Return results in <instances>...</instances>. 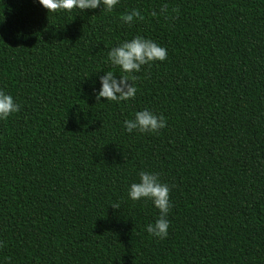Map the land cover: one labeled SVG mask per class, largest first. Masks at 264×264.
<instances>
[{
	"label": "trees",
	"instance_id": "obj_1",
	"mask_svg": "<svg viewBox=\"0 0 264 264\" xmlns=\"http://www.w3.org/2000/svg\"><path fill=\"white\" fill-rule=\"evenodd\" d=\"M103 7L0 0V90L21 106L0 119V264H264V0ZM136 36L167 59L114 66ZM108 71L136 77L135 99L97 102ZM145 109L166 127L127 132ZM140 171L170 188L164 239L129 197Z\"/></svg>",
	"mask_w": 264,
	"mask_h": 264
},
{
	"label": "clouds",
	"instance_id": "obj_2",
	"mask_svg": "<svg viewBox=\"0 0 264 264\" xmlns=\"http://www.w3.org/2000/svg\"><path fill=\"white\" fill-rule=\"evenodd\" d=\"M39 3L49 12H59L61 10L73 11L74 9H96L103 4V8L111 12L119 3V0H39ZM167 12V5L161 7V13ZM151 15L157 13L153 11ZM143 20L144 17L137 9L121 16V20L131 25L135 19ZM167 49L158 45L151 39L142 36H136L130 41L122 43L118 47H113L108 58L114 66H119L125 73L139 72L143 65H150L155 61H165L167 59ZM101 89L96 95L97 102L103 97L106 101H128L135 99L137 88L134 85L135 76L131 78L128 75L120 76L117 80L112 71L105 72L100 77ZM20 105L17 104L13 97L0 90V119L7 120L10 115L20 111ZM166 118L157 116L148 109L137 111L135 118L124 121V128L127 132L132 133L134 130L141 133H158L160 129L166 127ZM139 182L132 183L129 189V197L133 201L140 199H150L155 207L159 209L160 217L154 224H149L147 232L160 239L168 235L169 221L166 218L169 213L170 188L167 184L160 182L156 173L140 171ZM111 207L119 209V204Z\"/></svg>",
	"mask_w": 264,
	"mask_h": 264
}]
</instances>
